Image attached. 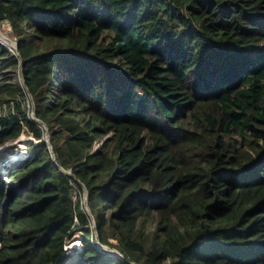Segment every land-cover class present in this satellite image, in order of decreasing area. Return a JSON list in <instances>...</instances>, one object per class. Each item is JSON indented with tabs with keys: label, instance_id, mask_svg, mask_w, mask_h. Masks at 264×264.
Listing matches in <instances>:
<instances>
[{
	"label": "trees",
	"instance_id": "trees-1",
	"mask_svg": "<svg viewBox=\"0 0 264 264\" xmlns=\"http://www.w3.org/2000/svg\"><path fill=\"white\" fill-rule=\"evenodd\" d=\"M3 15L60 128L56 155L39 142L0 178V264H58L78 227L77 264H264V0H0ZM23 92L0 78V108ZM20 120L42 134L0 112V145ZM108 236L125 260L99 251Z\"/></svg>",
	"mask_w": 264,
	"mask_h": 264
},
{
	"label": "rangeland",
	"instance_id": "rangeland-1",
	"mask_svg": "<svg viewBox=\"0 0 264 264\" xmlns=\"http://www.w3.org/2000/svg\"><path fill=\"white\" fill-rule=\"evenodd\" d=\"M8 23L7 21L0 23V43L3 44L6 43L8 48L11 49L10 45L14 43L16 40V34L13 25ZM10 30V31H9ZM14 33V35L12 34ZM16 35V36H15ZM7 48V49H8ZM11 53V52H10ZM10 55L15 56L18 58L17 66L16 67H8L3 68L2 72L0 73V78L5 77L7 79V82L11 83H21L23 86V96H16L15 98H9V101L3 105V107L0 108V112L5 115V113L14 114L16 117L20 119V114L23 112L29 119L34 121L37 125H39L40 130H42V134L37 137L35 135L34 130L27 127L23 120H20L19 123L21 125L20 129V135L17 138H11L6 140L0 145V178L5 179L8 177V171L17 165H20L22 163L21 159L25 158L26 156L30 155L32 147L36 145L39 142H45L47 143L49 149L52 151V155H56L54 152V146L52 143V132L56 129L60 128V123L58 122L56 116H52V119L49 121H44L40 117L37 116V104L38 101H36L35 92H31L29 90L28 85L23 80V61L22 58L19 57L17 51L14 49L13 54ZM54 87V86H53ZM13 99V100H12ZM78 118H87L86 113H79L77 115ZM110 134H107L106 136H100L94 141V147L95 149L98 148V146L101 143V140L103 138L108 137ZM56 138V137H55ZM57 143L60 145L62 143L61 140H57ZM7 153V154H6ZM57 162V160H56ZM58 164V162H57ZM62 170L69 174L70 169L61 167ZM72 175V172L71 174ZM83 184V183H82ZM74 187V199H79V205L80 209L83 211L85 216L88 218V225L91 229V237L99 239L100 233L98 231L97 227V220L94 216V210L93 206L89 202V193L88 189L85 184H83V188L80 189L79 187ZM103 199H100V203L104 206L101 208V211H104V215H109V210L105 207V201ZM157 214L153 212L151 218L148 220L147 230L150 231L155 227V218ZM82 228L78 227L76 228V232L72 233V238L68 240L67 246L69 248L66 260H68V263L64 264H73L75 263V257L78 253L77 248L85 246L82 242V237H84V231L81 230ZM106 244H101L102 247H107L111 252L117 253L119 249H117V240L116 238L112 236H108L106 240ZM70 251V253H69Z\"/></svg>",
	"mask_w": 264,
	"mask_h": 264
},
{
	"label": "clouds",
	"instance_id": "clouds-1",
	"mask_svg": "<svg viewBox=\"0 0 264 264\" xmlns=\"http://www.w3.org/2000/svg\"><path fill=\"white\" fill-rule=\"evenodd\" d=\"M3 18H6V20H7V22L8 23H10L11 24V22H10V20L8 19V17H6V16H1L0 17V19H3ZM13 35H14V33H12ZM16 36V35H15ZM1 44V43H0ZM6 43H4L3 42V44H1V45H4V46H6L7 47V45H5ZM10 47H11V49L10 48H8V50L13 54V51H14V49L17 51V53H18V55H19V57H20V54H19V42H18V37L16 36V41L14 42V43H12L11 45H10ZM21 58V57H20ZM24 80V79H23ZM25 81V80H24ZM145 132L144 133H146L147 131L146 130H144ZM99 147V146H98ZM51 153H52V151H51ZM28 156H30V155H28ZM28 156H26L25 158H23V159H21V161L23 162L26 158H28ZM7 178V177H6ZM5 178V179H6ZM74 232H76V230L74 231ZM72 238V235L69 237V239L68 240H70ZM68 240H67V242H68ZM67 242H66V245H67ZM84 244V243H83ZM102 244V243H101ZM100 243H99V245H98V249H99V251H101L102 253H105V254H107V255H114V256H116V257H119L121 260H125V258H124V256H123V254L120 252V251H118L117 253H114V252H111L110 250H109V248H107V247H102V245H101ZM85 246H82V247H78L77 248V251H78V253H77V255H76V257H75V264H77V259H78V255H79V253L83 250V248H84ZM68 250H69V248H68V246L66 247V252H65V257L62 259V261L60 262V263H58V264H62L63 262L65 263V260H66V256H68L67 255V252H68ZM69 253H70V251H69ZM63 263V264H64Z\"/></svg>",
	"mask_w": 264,
	"mask_h": 264
},
{
	"label": "built area",
	"instance_id": "built-area-1",
	"mask_svg": "<svg viewBox=\"0 0 264 264\" xmlns=\"http://www.w3.org/2000/svg\"><path fill=\"white\" fill-rule=\"evenodd\" d=\"M4 21H7L6 18H3V19H0V23L1 22H4ZM10 31V30H9ZM16 40V39H15Z\"/></svg>",
	"mask_w": 264,
	"mask_h": 264
},
{
	"label": "bare ground",
	"instance_id": "bare-ground-1",
	"mask_svg": "<svg viewBox=\"0 0 264 264\" xmlns=\"http://www.w3.org/2000/svg\"><path fill=\"white\" fill-rule=\"evenodd\" d=\"M6 154H7V153H6ZM67 257H68V256H67ZM65 262L68 263V260H65ZM62 264H63V263H62ZM71 264H72V263H71ZM73 264H75V263H73Z\"/></svg>",
	"mask_w": 264,
	"mask_h": 264
}]
</instances>
